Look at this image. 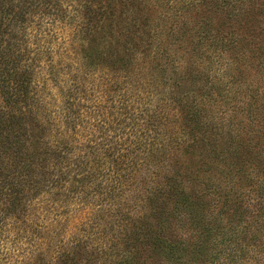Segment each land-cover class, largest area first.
<instances>
[{"label": "trees", "instance_id": "16d2710c", "mask_svg": "<svg viewBox=\"0 0 264 264\" xmlns=\"http://www.w3.org/2000/svg\"><path fill=\"white\" fill-rule=\"evenodd\" d=\"M0 264H264V0H0Z\"/></svg>", "mask_w": 264, "mask_h": 264}]
</instances>
